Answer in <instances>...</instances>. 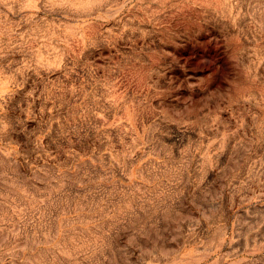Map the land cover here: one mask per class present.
Here are the masks:
<instances>
[{
	"label": "rangeland",
	"instance_id": "1",
	"mask_svg": "<svg viewBox=\"0 0 264 264\" xmlns=\"http://www.w3.org/2000/svg\"><path fill=\"white\" fill-rule=\"evenodd\" d=\"M0 264H264V0H0Z\"/></svg>",
	"mask_w": 264,
	"mask_h": 264
}]
</instances>
